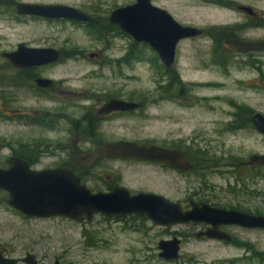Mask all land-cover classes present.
I'll use <instances>...</instances> for the list:
<instances>
[{
    "label": "flooded vegetation",
    "instance_id": "obj_1",
    "mask_svg": "<svg viewBox=\"0 0 264 264\" xmlns=\"http://www.w3.org/2000/svg\"><path fill=\"white\" fill-rule=\"evenodd\" d=\"M18 3L65 5L88 15L94 22L83 23L59 18L18 15L15 10V5ZM102 3L103 0H92L86 7H74L62 3H43L35 0L29 2L0 0V17L5 16L9 21L11 19L13 23L19 24L25 22L67 24L82 32L84 37L91 42L90 50L86 52L73 48L66 52L63 46H56L57 38L53 37H43L38 42L20 41L8 50L0 49V116L7 115L8 124L12 129V140L7 145L9 155L3 164L0 163V168L7 167L8 158H16L24 162L31 171L68 169L84 186L85 181L91 179L97 182V188L94 187L95 193L110 192L114 188L126 189L130 195L151 193L177 203L181 211L189 210L190 203L207 204L196 198L203 194L204 185L197 189H179L183 197L172 201L161 194L132 191L127 188L122 184L120 174L118 176L109 174L112 172V163L156 169L162 177L172 181L173 187L177 186V179L204 180V175L223 176L232 172L238 179H255V182L257 179L264 180V166L249 162L253 155L263 156L264 154H253L245 160L232 159L224 162L216 158L215 152L211 153V148L204 150L205 144L210 145L214 142L218 146H223L224 142V140L204 141V52L203 60L199 63L203 74L202 81H187L184 79L187 70L183 69V65L179 64L176 59V47L174 61L170 68L166 69L158 55L148 45L135 42L114 24L108 22V17L112 12L131 6L135 0L120 6L106 7ZM150 3L152 4L151 0ZM252 11L255 13L254 10ZM248 17L254 21L258 20L256 13L254 17ZM201 31L198 37L204 38V31ZM19 46L27 49L54 50L58 52L59 58L56 61L32 66H17L4 55L16 52ZM215 58H220V55H214V65L226 66L227 62L219 65V59ZM68 63L76 67L78 71H82V75L75 79L53 76L58 67H63ZM251 63L253 68V62ZM142 66L153 70L152 76L158 83L153 91H130L128 84L130 78H133L130 72ZM72 72L75 74L74 71ZM70 79H72L70 81L72 84L67 83ZM73 83L78 85H73ZM197 89L200 90V95H197ZM196 106L200 109L193 111ZM232 106L233 111L224 114L228 120L222 125L219 124V133H225L228 136H236L241 132L245 135L252 133L262 138L253 128L252 116L258 114L264 118V113L251 108ZM166 109L168 113L165 112ZM152 125L158 130L155 134L148 135L142 132ZM119 142L156 147L180 154L182 159L173 165H167L145 160L114 159L103 153L107 145ZM47 148L64 151L66 154L58 157L59 154L52 155L46 150ZM49 156L55 157L56 162L52 166L39 167L41 160ZM221 168L232 172L216 171ZM160 186L164 187L162 183ZM221 209L235 210V208L224 207ZM238 212L244 213V211ZM19 215L35 220L48 219ZM171 227L177 228L169 232V236L170 239H178L179 248L182 242L191 238L198 241L210 240L225 245H234L236 244L235 238L226 230L240 228L232 225H219L216 229L226 234L228 240H214L202 235L196 236L211 229L212 227L208 224L187 223L162 228H168L169 231ZM0 252L4 258L14 260V264H26L23 262L26 255L33 256L34 261L32 262L35 264H47L43 262V258L38 260L30 253L17 258L1 250ZM55 263L60 264L56 259L52 264Z\"/></svg>",
    "mask_w": 264,
    "mask_h": 264
},
{
    "label": "rangeland",
    "instance_id": "obj_2",
    "mask_svg": "<svg viewBox=\"0 0 264 264\" xmlns=\"http://www.w3.org/2000/svg\"><path fill=\"white\" fill-rule=\"evenodd\" d=\"M35 1L86 7L92 0ZM131 1L103 0L102 5L120 6ZM151 2L168 12L179 24L204 31V38L184 40L176 46V59L183 65V69L187 70L184 76L187 81H202L203 74L199 63L203 60L204 52V141L224 140L223 146L212 142L210 145L205 144L204 150L211 148V153L215 152L216 158L224 162L232 159L245 160L249 155L264 154V142L255 134L245 135L241 132L236 136H228L219 133V124L222 125L228 120L224 114L233 111L232 105L264 113V0ZM238 6L250 7L257 14L258 20L254 21L239 12ZM0 21V49L8 50L20 41L38 42L40 38L53 37L57 38L56 46H63L66 52L72 48L84 52L90 50L91 42L82 32L67 24H19L13 23L11 19L9 21L5 16L0 17ZM230 32L236 36L232 37ZM218 34L230 38L214 47L213 38ZM145 54L147 56V53ZM215 54L226 59L225 67L213 64ZM56 70L54 77L75 79L82 75V71H78L69 63ZM153 73V70L146 66L135 68L130 72L133 78L129 80L128 89L153 91L158 83L154 80ZM197 93L200 95L199 89ZM199 109V106H196L193 111ZM167 111L166 109L165 112L168 113ZM11 130L7 115L0 116L1 164L9 155L7 145L12 140ZM157 131L153 125L142 130L148 135ZM46 150L52 155L59 154L58 157L66 154L51 148ZM54 162L55 157H45L39 167L52 166ZM216 171L232 172L224 168ZM109 174H120L122 184L132 191L157 193L172 201L183 197L179 189H197L204 185L203 194L196 197L204 203L218 208H236L244 213L264 215L263 179H257L256 182L255 179H238L234 172L223 176L209 174L204 175V180L177 179V186L173 187L172 181L162 177L156 169L122 163H112V172ZM161 183L164 187L160 186ZM96 185L97 182L92 179L85 181V186L91 192H95ZM6 200V194L0 191V250L12 257L21 258L25 253H30L38 260L43 258V262L47 264H52L55 259L60 264H264V258L253 256L247 247L225 245L210 240L198 241L194 238L180 244L177 260L164 261L157 257L156 244L160 240L170 239L169 232L177 229L176 227H171L168 231V228L156 226L146 218L135 216L108 218L95 215L89 221L83 218L78 221L64 218L28 219L12 211ZM226 231L235 238L236 243H246L257 253H264L263 230L231 228Z\"/></svg>",
    "mask_w": 264,
    "mask_h": 264
},
{
    "label": "water",
    "instance_id": "obj_3",
    "mask_svg": "<svg viewBox=\"0 0 264 264\" xmlns=\"http://www.w3.org/2000/svg\"><path fill=\"white\" fill-rule=\"evenodd\" d=\"M18 15H33L44 18H59L83 23H93V19L81 11L65 5H39L18 3ZM237 10L255 16L251 8L238 6ZM135 42L148 45L159 57L166 69L174 61L176 45L185 39L198 37L199 28L181 25L164 9L156 7L150 0H135L131 6L115 10L108 17ZM17 66H32L43 62L56 61L58 52L54 50L27 49L21 46L12 54L4 55ZM254 130L264 141V118L252 116ZM103 153L114 159L145 160L173 165L182 159L180 154L147 147L140 144L119 142L107 145ZM7 167L0 168V191L7 195V206L17 213L34 218L61 217L76 221L83 217L89 221L92 216H135L144 217L160 227L176 224L203 223L212 228L202 235L208 239L228 240L219 232V225L238 226L243 229L264 230V215H254L211 207L207 204L190 203V209L181 211L177 203L151 193L130 195L126 189L114 188L110 192H90L68 169L56 168L31 171L16 158L7 159ZM250 163L264 166V155H253ZM157 257L164 261H175L179 255V241L176 238L160 240L156 244ZM33 256L26 255V264H35ZM14 260L4 258L0 252V264H14ZM58 264V263H55Z\"/></svg>",
    "mask_w": 264,
    "mask_h": 264
},
{
    "label": "trees",
    "instance_id": "obj_4",
    "mask_svg": "<svg viewBox=\"0 0 264 264\" xmlns=\"http://www.w3.org/2000/svg\"><path fill=\"white\" fill-rule=\"evenodd\" d=\"M230 35L232 36V37H234V36H236V34H234L233 32H230ZM231 37V38H232ZM223 38H225V36H224V34L223 35H217V37L216 38H213V43H214V47H216L219 43H221L222 41L224 42V41H227L229 38H230V36H227L225 39H223ZM215 59H219V61H218V64L219 65H221V64H223V63H226V59L225 58H222V57H220V58H215ZM235 210H238V211H241L240 209H236L235 208ZM235 246H238V247H247V248H249V250L251 251V253L253 254V256H259L261 259L262 258H264V253L262 254V253H257L256 251H254L252 248H250V246L249 245H247L246 243H241V242H237L236 244H234Z\"/></svg>",
    "mask_w": 264,
    "mask_h": 264
}]
</instances>
